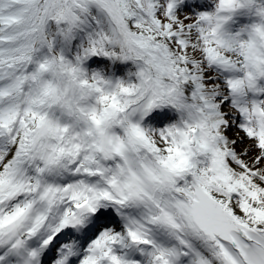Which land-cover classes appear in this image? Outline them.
Instances as JSON below:
<instances>
[{
    "label": "snow or ice",
    "instance_id": "6c2138e0",
    "mask_svg": "<svg viewBox=\"0 0 264 264\" xmlns=\"http://www.w3.org/2000/svg\"><path fill=\"white\" fill-rule=\"evenodd\" d=\"M0 264H264V0H0Z\"/></svg>",
    "mask_w": 264,
    "mask_h": 264
}]
</instances>
